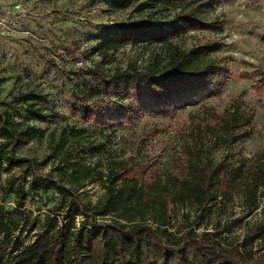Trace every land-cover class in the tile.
I'll return each instance as SVG.
<instances>
[{"label":"rangeland","instance_id":"1","mask_svg":"<svg viewBox=\"0 0 264 264\" xmlns=\"http://www.w3.org/2000/svg\"><path fill=\"white\" fill-rule=\"evenodd\" d=\"M144 3L0 0V110L7 108L19 116L23 126L33 125L43 132L17 145L14 151L35 158L38 170L67 182L68 165L60 164L58 156L51 153L63 132L67 138L60 141L64 156L76 153L91 166L98 158L105 164L114 159L148 161L173 191L191 161L237 168L234 183L219 190L220 196L210 203L207 213L199 215L190 202L168 198L167 204L170 234L178 235L191 226L198 233L207 230L225 244H233L264 217L262 189L256 192L258 208L251 210L249 203L253 178L264 169V86L260 83L264 77V0H215L208 7L192 4L215 26L188 30L173 40L179 49L209 46V54L222 60L224 81L217 93L171 114L138 113L130 122L114 120L103 127L82 123L78 117L80 96L91 94V101L119 115L121 107L129 105L121 93L105 92L99 76L89 69L108 75L166 61V45L135 40L114 50L98 47L105 30L120 22L148 16L164 22L174 11ZM19 92L43 98L44 116L27 112L12 95ZM232 115L242 123L240 138L225 143L221 123ZM73 128H81V132L75 134ZM2 142L0 135V145ZM4 154L0 148V218L3 215L10 222L14 240L28 243L41 231L44 218L62 211L67 199L53 187H35L30 175L23 181V167L8 164ZM20 183L25 198L15 209L14 190ZM78 192L84 200L95 202L105 189L102 180H96L85 182ZM76 220L78 223L80 216Z\"/></svg>","mask_w":264,"mask_h":264},{"label":"trees","instance_id":"2","mask_svg":"<svg viewBox=\"0 0 264 264\" xmlns=\"http://www.w3.org/2000/svg\"><path fill=\"white\" fill-rule=\"evenodd\" d=\"M143 1L150 7H171L174 10L171 18L158 22L148 16L120 22L105 30L98 47L114 50L121 43L135 40L166 45V61L108 75L96 68L89 69L99 76L105 92L121 93L129 105L122 106L119 115L91 101V94L80 96L78 117L82 123L103 127L114 120L130 122L138 113H167L199 103L221 89L225 66L219 57L209 54V46L185 50L173 42L188 30L215 26L196 6H191L198 3L199 7H208L215 0ZM260 83L264 86V77ZM12 95L34 117L44 116L43 98L22 92ZM17 117L7 108L0 110V135L4 138L0 148L5 151L4 160L23 167V181L30 175L32 185L40 189L53 187L67 202L62 211L44 218L41 231L28 243L13 239V228L2 215L0 264H264V217L249 226L233 244H225L216 238V233L207 230L198 233L191 226L178 235L167 231L168 198L190 202L203 215L220 196L219 190L234 183L237 168H226L221 163L198 165L191 161L185 165L186 174L173 191L162 180L154 163L148 161L114 159L105 164L98 158L91 166L76 153L64 156L60 141L67 138L61 132L51 153L70 169L67 182H63L50 172L38 170L35 158L15 153L17 145L43 133L39 127L23 126ZM241 127L234 115L223 119V141H237ZM73 130L75 134L81 132V128ZM1 159L2 156L0 162ZM96 180H102L103 196L95 202L84 200L78 189L85 182ZM258 189H262L260 202L264 212V169L253 178L249 194L251 210L258 208ZM14 193L18 205L15 209H19L25 198L22 183ZM78 216L81 220L77 223Z\"/></svg>","mask_w":264,"mask_h":264}]
</instances>
